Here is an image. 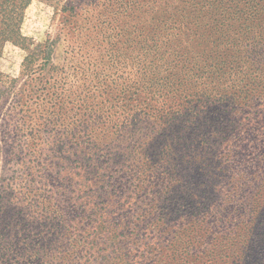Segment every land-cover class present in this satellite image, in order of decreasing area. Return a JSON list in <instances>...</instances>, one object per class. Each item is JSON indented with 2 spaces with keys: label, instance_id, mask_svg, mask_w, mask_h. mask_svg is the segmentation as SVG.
<instances>
[{
  "label": "rangeland",
  "instance_id": "rangeland-1",
  "mask_svg": "<svg viewBox=\"0 0 264 264\" xmlns=\"http://www.w3.org/2000/svg\"><path fill=\"white\" fill-rule=\"evenodd\" d=\"M170 2L32 0L26 8L22 33L54 53L35 78L24 72L27 52L20 46L7 43L0 55L9 89L0 98V264H233L241 242L264 241V220L256 221L264 205L258 179L264 176V110L247 104L230 107L224 132L211 133L222 153L210 171L197 166L184 142H173L172 152L162 145L173 171L159 172L161 178L185 176L201 200L197 209L172 206L181 217L138 222L145 202L132 195L151 189L157 173L151 172L153 151L141 149L148 141L140 118L150 98L151 112L156 109L158 90L174 81L168 68L178 63L161 51L169 25L159 14ZM126 85L132 93L123 91ZM215 103L210 116L221 108ZM79 141L93 143L104 176L116 172L118 178V164L133 167L117 182L125 184L117 200L84 177L73 151ZM253 178L259 183L249 189L251 208L235 220L239 189ZM137 184L141 188L131 190ZM113 207L117 218L129 217L118 230L111 229Z\"/></svg>",
  "mask_w": 264,
  "mask_h": 264
},
{
  "label": "trees",
  "instance_id": "trees-1",
  "mask_svg": "<svg viewBox=\"0 0 264 264\" xmlns=\"http://www.w3.org/2000/svg\"><path fill=\"white\" fill-rule=\"evenodd\" d=\"M31 1L0 0V55L7 43L20 46L27 52L22 63L24 72L35 78L41 74V66L51 62L54 51L50 44L31 42L22 33L25 10ZM166 8L164 14H159L162 23L169 25L167 32H161L162 37L168 41L167 46L161 51L166 58L178 60V63L174 68H168L174 81L165 82L162 92L158 90L162 96L158 98L156 109L153 108L151 112L154 98H150L152 102L148 103V107L142 113L144 118H140L141 123L145 124V129L141 132L147 133L144 134V138L148 141L141 149L146 154L153 151L151 172L157 173L155 179L150 181L151 189L143 188L146 190L132 195H137L138 200L145 202L138 222L155 220L156 216L165 218L164 221L173 218V215L181 217L182 214L172 206L185 207V204H194L191 208L197 209L196 204L201 200L202 193L193 192L192 184L195 183L190 180L184 182L185 176L177 180L164 181L161 178L162 174L159 172L173 171L172 158L168 162L160 153L164 143H167L172 152L173 142L176 145L184 142L183 144L196 156L197 166H204L205 170L210 171L209 167L212 166L210 163L218 153H222L221 146L212 141L211 133L224 132L222 119H227L225 112L230 107L243 108L242 104L264 110V104L258 103L264 96V0H172V3L166 4ZM5 83V75L0 71V98L9 90ZM123 91L132 93L131 86L126 85ZM215 101L221 108L214 110L210 116L208 110L216 104ZM34 104L44 105L43 102ZM19 111L25 113L27 110L23 106ZM129 113L134 116L136 111ZM92 116L95 118L99 114L95 113ZM225 122L228 123V120ZM133 130L136 129L133 127ZM86 143L79 141L77 144L79 147L73 148L75 156L82 163L80 170L84 177L96 184V188L104 189L102 195H108L112 201L115 198L117 200L125 186L122 183L117 187V182L121 175L132 173L133 167L117 163L121 169L117 172L118 178L116 168L112 166L109 168L114 169L115 173L108 174V177L100 174L103 168L101 163L96 161L100 157L95 155L93 143ZM73 151L69 153L72 154ZM229 153L230 156L226 154L229 158H235L237 154ZM107 178L111 181L107 182ZM258 179L264 182V176H258ZM259 181L254 178L243 181V188L239 189L238 193L240 201L237 204L241 211H237L238 217L231 218L237 220L243 216H240V212L244 213L250 206L249 189L256 188ZM130 188L132 190L141 187L137 184L136 187ZM128 203L131 205L130 200ZM113 204L116 205V202ZM113 208L114 212L112 211L110 218L111 229L118 230L123 223L127 225L129 217L125 216V213H120V218H117V208ZM256 210L258 211L256 221L263 224L264 205ZM247 216L250 219L251 216ZM250 242L252 246H249ZM239 246L241 252L234 258L233 264H264V241L248 239Z\"/></svg>",
  "mask_w": 264,
  "mask_h": 264
}]
</instances>
